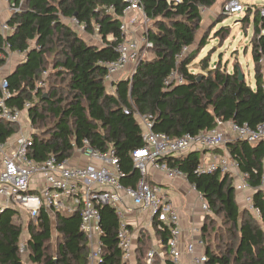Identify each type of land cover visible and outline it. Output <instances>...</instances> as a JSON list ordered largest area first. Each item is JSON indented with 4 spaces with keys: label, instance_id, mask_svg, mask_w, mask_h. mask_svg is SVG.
I'll use <instances>...</instances> for the list:
<instances>
[{
    "label": "trees",
    "instance_id": "obj_1",
    "mask_svg": "<svg viewBox=\"0 0 264 264\" xmlns=\"http://www.w3.org/2000/svg\"><path fill=\"white\" fill-rule=\"evenodd\" d=\"M216 1L141 0L144 15L152 23L144 34L151 45L147 48L151 56L140 59L132 74L114 82L113 92L109 93L103 81L106 74L103 64L117 59L115 48L120 42V18L125 8L122 0H7L14 9L6 21L12 31L5 37L0 34V70L6 65L9 54L24 56L23 61L5 76L12 93L6 104L17 110L29 104L27 116L33 129L30 158L37 163L49 155L64 160L74 147L87 140L90 146L100 150L108 147L114 150L122 173L121 183L133 187L137 173L131 154L142 147L135 113L151 115L153 131L169 138L205 132L214 128L218 121L247 124L252 128L262 123L264 14L261 9L246 7L241 21L251 24L253 29L250 42L253 88L244 80H238L237 68L230 73L221 72L217 67L208 70L206 59L200 61L204 74L195 75L188 70L206 44L202 39L193 49L201 11L212 7ZM72 19L84 26L86 34L96 33L101 45L88 44L78 36L64 22ZM109 37L112 39L108 40ZM6 43L10 46L9 54L5 50ZM183 47H188L189 51L178 58ZM50 54L54 55L55 62L52 72L43 79ZM173 71L183 77V83L166 86L164 81ZM53 75L66 79L71 98L64 106H60L62 100H54V90L42 91L45 79ZM41 81L44 85L39 87L37 84ZM46 113L56 117L55 123L45 132H36L45 126ZM15 126L0 122V143L13 136L17 131ZM226 150L253 189L252 205L259 212L258 217L254 215L256 220L251 215L240 220L235 188L228 175L195 173L199 159L194 152L180 159L168 158L166 162L186 175L187 182L208 204L211 215L221 216L231 226L228 232L233 235L235 231L238 235L236 248L226 251L225 255L214 254L207 247L208 264H264V191L261 189L264 142L251 145L234 140L226 144ZM100 213L103 252L99 264H124L117 246L118 220L114 211L104 207ZM16 214L12 209L0 214V264H22L19 254L22 228L13 221ZM209 218L205 217L201 228L203 239ZM52 222L61 239L54 257L49 256L46 249L52 237ZM27 232L31 264L88 263L87 239L79 230L78 214H56L52 220L50 214L42 210L37 224H28ZM157 235L165 247L167 234ZM145 242L140 241L139 246Z\"/></svg>",
    "mask_w": 264,
    "mask_h": 264
},
{
    "label": "built area",
    "instance_id": "obj_2",
    "mask_svg": "<svg viewBox=\"0 0 264 264\" xmlns=\"http://www.w3.org/2000/svg\"><path fill=\"white\" fill-rule=\"evenodd\" d=\"M122 2L125 8L120 18V42L115 48L117 59L103 64L106 69L103 81L110 89V93L113 92L114 76L123 72L131 61H139L140 52L151 46L144 36L147 29L139 40L128 37L126 18L131 17L133 21L139 22L144 27L151 23L144 15L141 0H122ZM13 10L10 7L11 13ZM243 12L244 7L237 0H228L221 7L223 15H238ZM203 13L204 9L201 11V14ZM69 22L77 28L84 29V26L76 20L72 19ZM11 31L12 28L6 22H0V34L3 37ZM9 47L6 43L7 52ZM188 51V47H183L178 58L185 56ZM10 56L11 54L7 57ZM259 63H262V60ZM45 75L46 72L43 73V79ZM181 83L183 77L176 71L171 72L164 81L166 86ZM37 85L42 87L44 83L41 81ZM0 90V122L18 126L12 137L0 143V214L5 209H12L25 215L33 224H37L42 210L47 211L52 220L56 214L62 216L78 214L79 230L87 239V264H99L103 252L100 210L104 207L112 208L118 220L117 246L123 263L131 260L134 248L124 215L128 214L127 212L131 214L137 211L146 215L148 225L152 226L155 232L167 234L165 255L168 264H208L206 245L202 238L185 244L182 242L179 210L169 195L156 183L154 175L161 174L171 181H187L186 175L178 168L170 167L166 159L188 151L218 149L227 142V135L233 140L251 145L264 142V121L254 128L247 124L218 121L214 128L205 132L169 138L166 134L153 131L151 115L135 113V119L141 129L142 147L131 154L134 170L137 173L135 185L126 187L121 183L122 173L114 150L111 147L100 150L90 146L87 140H83L81 146L74 147L67 159L58 160L54 155H49L41 163L33 161L29 156L33 133L27 116L29 104H25L23 110L7 106L6 101L11 98L12 93L8 90L5 76L1 74ZM23 117H26V123L29 125L20 124ZM75 158H81L82 162L73 160ZM233 171H239L238 165L232 158L227 157L199 163L195 169L197 174L218 172L221 175H228ZM238 176L236 188L248 193L245 202L249 210L258 217L259 212L252 205L253 189L248 184L245 174L239 172ZM262 186L263 181L261 189ZM198 196L203 214L202 221H204L206 216H211V211L202 197ZM126 199L131 201L133 209L127 207ZM195 230L197 233L201 232L198 228ZM25 252H27L26 245L20 244L19 254ZM157 256L163 257V254H158L154 248H150L145 254L144 264H153Z\"/></svg>",
    "mask_w": 264,
    "mask_h": 264
},
{
    "label": "rangeland",
    "instance_id": "obj_3",
    "mask_svg": "<svg viewBox=\"0 0 264 264\" xmlns=\"http://www.w3.org/2000/svg\"><path fill=\"white\" fill-rule=\"evenodd\" d=\"M228 0H218L216 6H218V15L216 16L217 20L215 23L208 28H204V32L202 29H198L195 33V41L193 49H195L197 45V37L201 36L205 39L204 51L199 52L196 59L192 62V64L188 67V70L195 75L204 74L203 70L200 66L201 58L206 59L208 70H214L217 67L221 72H232L234 68L240 70L244 75L245 82L253 86L254 83V64L252 61V53H251V40L253 36V29L251 24H247L246 22H241L246 14V7L254 6L255 9H261L264 11V0H237L239 1L243 7L244 12L238 15H223L221 13L222 4L227 2ZM2 4V0H0V5ZM9 8L7 4L6 9ZM10 9V8H9ZM252 17L250 16V20ZM221 21V22H218ZM64 22H69V20H64ZM126 27L128 32L131 31L132 35L137 36V40L141 38L143 33H145L146 29L148 30L152 27V23L147 25V27L141 26L139 22H134L131 17L125 19ZM132 23V24H131ZM134 25V26H132ZM76 31L78 36L83 38L88 44H93L100 46L101 39L96 33L91 35L86 34L84 29L77 28L76 26H72ZM133 30V31H132ZM96 32V31H95ZM221 32V33H220ZM141 45V44H140ZM142 46V45H141ZM59 49V47H57ZM57 49V50H58ZM151 53L147 51V49L142 50L139 55V59H144L150 57ZM205 56V57H204ZM47 73L45 77L47 78L48 73L52 72V66L54 65L55 59L54 55H47ZM21 60L19 56L16 54H11L10 58L6 61V68L0 71L1 76H6L10 72L9 69L14 68V65ZM138 61H131L116 78L115 82L118 81L119 78H128ZM54 74V73H53ZM45 87L42 89L44 93H49L51 90L56 92V96L54 100H62L60 106H64L66 101L71 98V95L66 88V79L59 78L58 76L51 77L50 79H45ZM107 92L110 93V89H106ZM56 117L52 116L50 113H46L45 126L39 127L36 129V132L42 133L45 132L49 127H52L55 123ZM21 125H29L26 123V117H23ZM31 125V124H30ZM15 129H18V126H15ZM45 134V133H44ZM200 156V155H199ZM165 179V178H164ZM167 183H164L165 188L170 191L169 196L171 198H176L175 202L181 201L183 199L189 200V203H194L195 209L200 210V201L199 196L193 188H188L185 184H181L180 182H173L166 180ZM176 189V190H174ZM177 191V192H175ZM181 199V200H180ZM237 202V201H236ZM238 203V202H237ZM178 205V204H177ZM185 204H182V206ZM239 207L240 220L246 219L247 216L251 215L255 220L257 217L254 216L252 211L245 208V205L237 204ZM186 207H183V209ZM182 210V209H181ZM185 211V210H184ZM188 211L186 210L185 213ZM14 223L19 225L22 230H27L28 224H30L29 219L24 215L17 214L14 218ZM208 230L206 232V243L210 252L218 255H225L226 251L230 249H235L238 243V235L235 231H233V235H231L228 230H230L231 226L226 223L221 216L211 215L209 220L206 222ZM52 230L53 235L49 243H47V254L49 256L54 257L57 252V248L61 239L57 237L55 232V222H52ZM151 243L145 242L143 246L137 247V253L135 254V261L133 264H144L145 254L148 252ZM153 264H160L158 259L153 261Z\"/></svg>",
    "mask_w": 264,
    "mask_h": 264
},
{
    "label": "crops",
    "instance_id": "obj_4",
    "mask_svg": "<svg viewBox=\"0 0 264 264\" xmlns=\"http://www.w3.org/2000/svg\"><path fill=\"white\" fill-rule=\"evenodd\" d=\"M217 3H218V0L216 1V3L212 7L208 8V9H204V13L202 14L201 23L199 25V30L202 29V31L204 32L203 29L205 27L209 28L212 25V23H215V21L217 20L216 16L218 15V8H219L218 6H216ZM7 4H8L7 0H2V4L0 5V22H6L7 19L11 15V11L9 9L10 6H9V8L6 9ZM25 4H26L25 1H23L22 7H24ZM134 22H136V21H134ZM218 22H221V21H218ZM67 23L73 29L72 23H70V22H67ZM132 26H134V25H132ZM202 26H204V28H202ZM128 37L130 39H134V40L138 39L137 36L131 34V31L128 32ZM135 38H137V39H135ZM197 39H198L197 40L198 41L197 45H198L199 42L202 39H204V38L201 35V36H198ZM203 51H204V47L201 50V52H203ZM14 54L19 56L21 58V60H19L14 65V68L11 67V69H9L10 72H12L18 66V63H21L23 61V59H24V56L18 55V53H14ZM203 59L204 58H201L199 60L201 61ZM6 66H7V64L4 66V68H6ZM121 72H119L118 74H116L114 76V80ZM228 73H230V72H228ZM243 77H244V75H243ZM120 79H125V78H119L118 80H120ZM244 81H245V78H244ZM248 85L250 87H252V88L254 87V83H253V86H251L250 84H248ZM106 89H107V87H106ZM224 129L227 130L226 128H224ZM226 133H228V132H226ZM232 141H234V140L230 136L227 135V142L222 147H220L218 149H215V151L214 150H212V151H188L185 154H181V155H178V156L173 157V158L174 159H178V158L180 159V158L185 157L188 154L193 153V152L195 154H197V157L199 159V163H207L209 161H214V160H216V159H218L220 157L230 158V155L228 154V152L226 150V144L228 142H232ZM73 160H77V161L81 160V162H82L81 158H75ZM81 162H79V163H81ZM239 172L240 171H237V172L233 171L232 174H228V176L231 179L232 186L235 188V201H237L241 205L244 204L245 208L246 209L248 208V210H249V207H248L247 203L245 202V196H247L248 193L245 192V191L238 190L236 188V186L238 184L237 180H238V177H239L238 176ZM154 178L156 180V183L158 185H160L161 188L169 195L170 191H168L165 188V185H164V183H167V181H166L167 179L166 178L164 179V177L161 174H158V173L154 175ZM169 181H171V180H169ZM172 181L173 182H176V181L180 182L183 185L185 184V186L187 185L188 188H192V186L187 181H181V180H172ZM262 189H264V159H263V186H262ZM174 190H176V189H174ZM193 190H195V189H193ZM175 192H177V191H175ZM197 194L199 195V193H197ZM169 198L172 200L173 204L176 205L178 210H179L180 225H181V228H182V236H181L182 237V242L185 244V243H188L191 240L202 238L203 234H201V232L197 233L196 230H195L196 228H198L199 231H202L201 228H202V225H203L204 221H202L203 214H202L201 210L195 209L194 203H192V204L189 203V200L187 201L186 199H183V200L180 199L181 201H178L176 203L175 202L176 198H171L170 196H169ZM125 203H126V205H128L127 207L129 209H133V206H132L130 200L126 199ZM182 204H185V205L182 206ZM183 207H186V208L183 209ZM184 210L185 211L187 210L188 212L185 213ZM127 211H129V210H127ZM127 213L128 214H125L124 217L126 218L127 223H128V229H129V232H130L131 237L133 239L134 248H133V255H132L131 260L128 263H124V264H133V262L135 261V259H134L135 258V254L137 253V247L139 246L140 241H142V240H145L146 242L151 243L150 248H154L158 252V254H161V255L163 254V257H158V256L155 257V259H158L160 261V264H168V259H166V255H165L166 254L165 253L166 250H165V247L161 244V240H160L161 238L157 235V233L155 232L153 227L148 225L146 215L140 214L137 211H133L131 214L129 212H127ZM17 214H20V213L17 212ZM21 216H24V215H21ZM53 232H52V235H53ZM204 234L206 236V233H204ZM57 237H59V236L57 235ZM28 239H29V234H28L27 230H22V233H21V236H20L19 245L20 244H25L26 245ZM203 240L205 242V245H206L205 249H206L207 248L206 238H204ZM26 247H27V245H26ZM21 261H22V264H31L30 261H29V258H28V251L21 255Z\"/></svg>",
    "mask_w": 264,
    "mask_h": 264
},
{
    "label": "water",
    "instance_id": "obj_5",
    "mask_svg": "<svg viewBox=\"0 0 264 264\" xmlns=\"http://www.w3.org/2000/svg\"><path fill=\"white\" fill-rule=\"evenodd\" d=\"M237 77H238V80H239V81H243V80H244V78H243V74L241 73L240 70L237 71Z\"/></svg>",
    "mask_w": 264,
    "mask_h": 264
}]
</instances>
